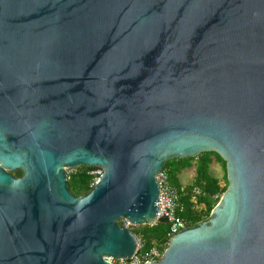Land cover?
<instances>
[{
	"label": "water",
	"instance_id": "1",
	"mask_svg": "<svg viewBox=\"0 0 264 264\" xmlns=\"http://www.w3.org/2000/svg\"><path fill=\"white\" fill-rule=\"evenodd\" d=\"M208 151L228 189L150 264H264V0H0V264L131 258L120 220L156 224V175Z\"/></svg>",
	"mask_w": 264,
	"mask_h": 264
},
{
	"label": "trees",
	"instance_id": "2",
	"mask_svg": "<svg viewBox=\"0 0 264 264\" xmlns=\"http://www.w3.org/2000/svg\"><path fill=\"white\" fill-rule=\"evenodd\" d=\"M215 162L224 164L225 175L223 181L225 184L212 172V165ZM192 167H195L196 170L194 182L184 186L180 182V175L184 170ZM97 169L98 167L91 166L72 168L71 173L68 175L71 192L76 196L91 192L94 188L92 183L96 177L93 172ZM165 169L168 170L171 184L180 193L181 204L184 205L181 216L188 226H194L208 219L229 186L226 161L216 151L203 152L197 157L168 160ZM13 173L18 177L24 174L23 170H16ZM196 187L201 189V194L198 196L194 193ZM120 223L124 225L125 221L120 220ZM130 228L141 240L143 250L158 246L165 252L171 241L169 235L170 224L167 219H161L156 224L136 225L130 226Z\"/></svg>",
	"mask_w": 264,
	"mask_h": 264
},
{
	"label": "built area",
	"instance_id": "3",
	"mask_svg": "<svg viewBox=\"0 0 264 264\" xmlns=\"http://www.w3.org/2000/svg\"><path fill=\"white\" fill-rule=\"evenodd\" d=\"M96 177L92 186H96L104 174V170L98 167L93 172ZM160 186L159 208L157 212L156 223L161 219H167L170 224V238L172 239L176 234L188 227L187 222L181 216L184 210V205L181 204L180 193L170 181L168 170L165 167L156 175ZM196 196L201 194V189L196 187L194 190ZM126 226L130 227L132 224L125 219ZM163 250L158 246H153L148 250L142 249V243L139 239V244L136 253L131 258H113L106 257L113 264H150L160 260L163 256Z\"/></svg>",
	"mask_w": 264,
	"mask_h": 264
},
{
	"label": "rangeland",
	"instance_id": "4",
	"mask_svg": "<svg viewBox=\"0 0 264 264\" xmlns=\"http://www.w3.org/2000/svg\"><path fill=\"white\" fill-rule=\"evenodd\" d=\"M225 160V159H224ZM226 161V160H225ZM72 171V168H68L67 169V173L68 175L71 173ZM188 175H185V178L183 179L182 183H186L187 185L188 184H192L194 182V179H195V173H194V170H189L188 171ZM212 172L217 176L219 177L221 180H222V183H224L223 181V178H224V175H225V169H224V164L222 162H215L213 165H212ZM184 185V184H183Z\"/></svg>",
	"mask_w": 264,
	"mask_h": 264
},
{
	"label": "crops",
	"instance_id": "5",
	"mask_svg": "<svg viewBox=\"0 0 264 264\" xmlns=\"http://www.w3.org/2000/svg\"><path fill=\"white\" fill-rule=\"evenodd\" d=\"M189 170H194V173H195V176H196V170H195V167H192V168H190V169H187V170H184L182 173H181V175H180V182H181V184H184V186H186L187 184L186 183H182V181H183V179L185 178V175H188V171Z\"/></svg>",
	"mask_w": 264,
	"mask_h": 264
},
{
	"label": "clouds",
	"instance_id": "6",
	"mask_svg": "<svg viewBox=\"0 0 264 264\" xmlns=\"http://www.w3.org/2000/svg\"><path fill=\"white\" fill-rule=\"evenodd\" d=\"M189 227V226H188Z\"/></svg>",
	"mask_w": 264,
	"mask_h": 264
}]
</instances>
